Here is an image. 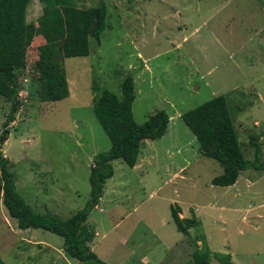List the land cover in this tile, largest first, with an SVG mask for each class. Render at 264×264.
I'll list each match as a JSON object with an SVG mask.
<instances>
[{"label":"rangeland","instance_id":"rangeland-1","mask_svg":"<svg viewBox=\"0 0 264 264\" xmlns=\"http://www.w3.org/2000/svg\"><path fill=\"white\" fill-rule=\"evenodd\" d=\"M75 1L81 8L104 2L107 16L100 42L89 37V54L63 60L68 97H38L34 64L41 36L33 38L18 70L19 105L6 138L2 123L11 103L0 95V153L18 194L36 212L61 220L84 206L92 157L110 147L93 99L104 88L120 96L130 74L135 122L164 110L169 123L160 139H145L137 167L111 161L113 176L85 221L96 233L92 252L108 264H195L191 254L206 243L208 264H221L223 254L233 264H264V171L249 167L230 186L212 184L223 166L201 154L180 118L225 94L245 159L253 160L256 142L264 163V0ZM26 13V22L36 24L41 2L32 0ZM171 205L181 217L194 215L197 225L177 231ZM62 245L47 230L19 229L1 204L6 264H82Z\"/></svg>","mask_w":264,"mask_h":264},{"label":"trees","instance_id":"trees-1","mask_svg":"<svg viewBox=\"0 0 264 264\" xmlns=\"http://www.w3.org/2000/svg\"><path fill=\"white\" fill-rule=\"evenodd\" d=\"M31 1L0 0V95L11 103L2 123L1 136L4 138L8 136L6 127L14 119L19 105L18 70L26 65V51L33 38L41 36L44 40L38 46V58L34 64L40 85L38 97L43 102H54L69 95L63 60L87 56L90 52L89 37L99 43L100 35L106 28L107 8L104 2L81 8L75 0H39L42 13L35 24L26 22L27 6ZM93 23L94 28L89 33ZM120 90L121 95L118 96L104 88L93 99L94 116L108 137L110 147L92 157L89 198L68 218L61 220L50 212H36L16 191L15 176L8 169L9 160L0 153V206L5 207L19 229L40 228L60 236L63 239L62 252L82 264H108L92 252L89 243L96 233L85 221L98 205L105 182L113 176L111 161L120 159L132 168L142 142L145 139H160L169 123V116L164 110L155 111L141 124L135 122L132 112L134 81L130 74L122 79ZM180 118L195 137L201 154L223 166V172L212 178V184L230 186L235 183L240 171L249 167L264 171L261 148L253 139V160L245 159L225 94L184 111ZM180 213L178 206L171 205V217L177 231L187 233L197 225L198 220L194 215L181 217ZM210 254L206 243H202V247L191 255L195 264H208ZM222 256L221 264H233L229 254ZM0 264H6L1 257Z\"/></svg>","mask_w":264,"mask_h":264},{"label":"crops","instance_id":"crops-1","mask_svg":"<svg viewBox=\"0 0 264 264\" xmlns=\"http://www.w3.org/2000/svg\"><path fill=\"white\" fill-rule=\"evenodd\" d=\"M263 7H264V2H263ZM258 9L261 10L260 8H258ZM263 11H264V10H263ZM263 13H264V12H263ZM263 31H264V30H263ZM258 33H260V31H259V32H256V35H257V36H259ZM263 41H264V40H263ZM263 43H264V42H263ZM144 143H145V140L142 142V144H144ZM142 144H141V145H142ZM139 153H140V152H139ZM138 160H139V159H138ZM138 160L136 161V163H135V165H134L135 167L138 166ZM134 166H133V167H134ZM181 216H183V215H181ZM89 246H90V248H91V246H92V245H91V242L89 243Z\"/></svg>","mask_w":264,"mask_h":264},{"label":"water","instance_id":"water-1","mask_svg":"<svg viewBox=\"0 0 264 264\" xmlns=\"http://www.w3.org/2000/svg\"><path fill=\"white\" fill-rule=\"evenodd\" d=\"M94 23L91 25L90 29H89V33L92 31V29L94 28Z\"/></svg>","mask_w":264,"mask_h":264}]
</instances>
